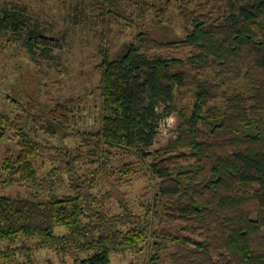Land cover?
Listing matches in <instances>:
<instances>
[{
    "label": "trees",
    "instance_id": "obj_1",
    "mask_svg": "<svg viewBox=\"0 0 264 264\" xmlns=\"http://www.w3.org/2000/svg\"><path fill=\"white\" fill-rule=\"evenodd\" d=\"M155 1L99 0L98 131L80 130L71 101L25 119L0 110V141L14 130L22 148L5 157L0 185H31L26 197L0 194L2 261L35 264L37 251L54 250L62 264L127 253L148 255L145 264H264V0ZM19 11H3L0 27L12 26L30 57L43 55L33 42L41 33L15 25ZM118 26L140 29L115 48ZM233 82L243 89L229 92ZM171 114L177 137L150 151L158 117ZM113 152L135 155L156 181L144 213ZM36 159L48 164L42 177Z\"/></svg>",
    "mask_w": 264,
    "mask_h": 264
},
{
    "label": "rangeland",
    "instance_id": "obj_2",
    "mask_svg": "<svg viewBox=\"0 0 264 264\" xmlns=\"http://www.w3.org/2000/svg\"><path fill=\"white\" fill-rule=\"evenodd\" d=\"M151 1L158 4V1ZM197 2L204 3L205 0ZM13 7L20 9V14L13 13L15 25L22 29L21 23H24L26 25L24 29L41 33L38 35H42L46 40L35 36L33 42L38 46V51H47L35 58L30 57L22 40L15 41L12 37L15 33L12 26L7 29L0 27V110L7 112L12 118L25 119L27 112L39 113L40 104L41 107H46L71 101L74 106L72 112L80 130L98 131L101 126V95L98 88L100 73L97 65L102 58L96 36L99 29L97 23L99 0H0V15ZM167 18L171 24L165 22L164 25H169L172 31L181 34L182 23L177 13L170 11ZM150 21L154 22V19L150 18L148 22ZM138 29L140 28L118 26L116 30L120 35L115 37L113 47L131 41ZM163 56L184 58L185 54L167 52L163 53ZM234 88L242 90L243 83L233 82L226 87L229 92ZM8 97L16 100V103L8 101ZM217 103L222 104L221 101ZM24 127L30 128L26 124ZM156 127L157 133L150 151L163 149L175 140L178 133L177 116L160 115ZM71 141L70 139L69 142ZM21 151L17 134L14 130L8 131L5 138L0 141V169L5 157H17ZM113 155L115 174L124 177L125 191L129 194L133 206L144 213L148 208V201L157 190L156 181L149 177L143 164L132 153L113 152ZM123 162L129 163V172H120ZM34 163L40 177L44 176L48 164H43V160L39 159ZM30 186L27 183L13 184L9 187L0 185V194L26 197ZM58 192L62 193L61 190ZM29 242L34 243V240ZM147 256L134 253L113 256L112 264H145ZM34 259L35 264H46L48 260L54 264H62L63 261L54 250L37 251ZM64 261L66 262L63 264H70L68 260ZM22 262L23 260L18 257L11 263L0 259V264Z\"/></svg>",
    "mask_w": 264,
    "mask_h": 264
}]
</instances>
